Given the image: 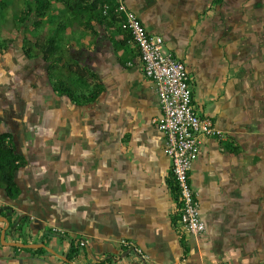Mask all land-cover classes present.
<instances>
[{
	"label": "crops",
	"instance_id": "0c3cea01",
	"mask_svg": "<svg viewBox=\"0 0 264 264\" xmlns=\"http://www.w3.org/2000/svg\"><path fill=\"white\" fill-rule=\"evenodd\" d=\"M50 1L49 15L36 24L35 14L20 23L26 5L11 0L6 21L10 16L13 32L4 36L0 25L11 53L26 63L8 85L0 80V131L11 132L25 155L29 127H43L47 137L56 130L57 181L47 182L27 160L17 174L22 195L12 200L0 189V212L10 206L13 220L29 216L24 235L7 230V242L46 237L55 252L15 249L0 238V264H264V2L127 0L148 32L164 38L165 51L185 63L195 106L222 133L205 139L192 166L206 224L195 237L178 223L171 161L157 126L160 100L137 45L100 17L99 0ZM52 37L54 77L51 60L24 50ZM56 80L99 95L74 103L55 90ZM5 226L0 219L1 231ZM52 228L68 237L48 239ZM70 238L86 241L72 261ZM121 239L134 241L148 262L122 248Z\"/></svg>",
	"mask_w": 264,
	"mask_h": 264
},
{
	"label": "built area",
	"instance_id": "2783aa9c",
	"mask_svg": "<svg viewBox=\"0 0 264 264\" xmlns=\"http://www.w3.org/2000/svg\"><path fill=\"white\" fill-rule=\"evenodd\" d=\"M113 10L121 19V26L130 33L137 45L146 76L156 86L161 106L158 129L164 135V154L171 161V170L178 194V223L192 235L201 236L206 224L201 215L197 192L191 184V170L198 160L206 138L221 137V131L209 117H204L194 102L191 76L185 63L164 48V38L148 32L139 15L132 10L127 0H106L103 13ZM53 232L66 233L58 228ZM81 245H86L82 240ZM120 245L148 262L149 256L134 241L121 239Z\"/></svg>",
	"mask_w": 264,
	"mask_h": 264
},
{
	"label": "trees",
	"instance_id": "16d2710c",
	"mask_svg": "<svg viewBox=\"0 0 264 264\" xmlns=\"http://www.w3.org/2000/svg\"><path fill=\"white\" fill-rule=\"evenodd\" d=\"M11 0H0V22H4L7 18L8 10H9V4ZM26 5V11L22 13L21 16H18V19L20 23H25L27 19L33 16H35L39 19L36 24L41 23V19L46 18L49 15V12L51 11L52 4L50 0H23ZM221 1V0H218ZM100 2V9H98V13L100 17L103 20L111 21V23H117L119 24L120 28L121 26V19L119 16H117L113 10V3H110V10L108 11V14L103 13L102 4L106 2V0H99L95 3L94 7L98 6V3ZM1 24V23H0ZM3 25V24H2ZM122 30H124L122 28ZM127 32L126 30H124ZM129 35L130 33L127 32ZM131 37V35L129 36ZM132 38V37H131ZM4 44L0 42V47L2 49H8V40L3 41ZM56 39L55 37H52L50 42L41 43L37 40V42L32 43L28 42L27 44H24V50L26 55L29 58H32L34 56H39L40 54H44L45 59L47 61H52L49 67V72L51 76H55V72L57 69L56 61L58 59V56L56 55L57 46L55 45ZM61 57V56H60ZM59 57V58H60ZM54 88L57 91H60L61 93L66 94L71 101L77 104H85L93 102L97 99L99 92L97 93H90V94H84L83 92H78L77 90H74L72 88H69L66 83L63 81L56 80L54 82ZM2 123V119L0 118V125ZM27 165V159L25 155L21 152L19 146L14 141V136L9 131H0V189L4 190L7 196L12 200H17L22 195V189L20 185L17 183V174L21 170H23ZM168 183L171 187V190L174 194V197L176 199V202L178 204V194H177V188L174 181V177L171 174V176L168 179ZM1 216L6 217L10 221V226L8 228V232H11L12 230L15 231L16 234L24 235L26 227L29 225V216L26 214L19 215L15 220H13V216L15 213L11 211L10 206H5L2 208V211L0 212ZM1 232V229H0ZM48 230L47 231V237L50 239L51 237H55L56 235H59L61 237L66 236L68 237V233H56ZM46 245L48 244L47 238H42L41 240ZM70 247L69 251L66 254L67 260L72 261L77 254L81 251L80 243L78 240L70 238ZM15 249H22V250H28V251H35L37 253H43L47 252L46 248H37V249H31V248H20L15 247ZM186 249V248H185Z\"/></svg>",
	"mask_w": 264,
	"mask_h": 264
},
{
	"label": "rangeland",
	"instance_id": "374dc122",
	"mask_svg": "<svg viewBox=\"0 0 264 264\" xmlns=\"http://www.w3.org/2000/svg\"><path fill=\"white\" fill-rule=\"evenodd\" d=\"M264 0H259V6L262 5ZM1 24H5V32L9 31V34L13 31L9 30L12 27L10 16L8 20H4V22H0ZM0 24V25H1ZM4 36H8V33ZM2 34H0V42L4 44ZM13 49L8 46V49H2L0 47V80L6 81L7 85L10 77L13 75H17V71L26 70L25 60L20 56L16 58V53H11ZM14 60H17L16 62ZM40 65V64H39ZM39 71H42V67L38 66ZM24 77V72L19 74V77ZM24 80V79H23ZM2 81V82H3ZM6 85V83H5ZM2 88V86H0ZM8 88V87H7ZM42 102L38 99L35 101V105L40 106L42 108ZM51 137H47V134H44V128L40 126H31L27 130V139L29 140V145L25 149V155L29 164L36 168V171L39 173V176H43L46 178L47 182L56 183L57 175H58V167H57V131L53 130V135ZM52 164H54L52 166ZM57 170V171H56ZM24 177V175H23ZM52 178V179H51ZM56 178V179H55ZM21 183V182H20Z\"/></svg>",
	"mask_w": 264,
	"mask_h": 264
},
{
	"label": "water",
	"instance_id": "95a60500",
	"mask_svg": "<svg viewBox=\"0 0 264 264\" xmlns=\"http://www.w3.org/2000/svg\"><path fill=\"white\" fill-rule=\"evenodd\" d=\"M0 219L6 223V226L1 231V237H0L3 244L9 245V246H14V247L33 248V249L44 247L53 253L55 252V251H53V249L51 247L46 246L45 243H24V242H18V241L7 242L5 240V237H6V232L10 226V221H9V219L4 218V217H2V218L0 217Z\"/></svg>",
	"mask_w": 264,
	"mask_h": 264
}]
</instances>
